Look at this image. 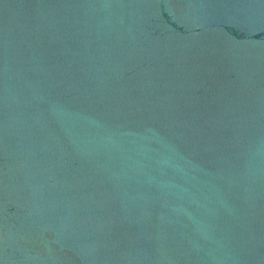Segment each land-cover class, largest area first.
Listing matches in <instances>:
<instances>
[{
	"label": "water",
	"instance_id": "water-1",
	"mask_svg": "<svg viewBox=\"0 0 264 264\" xmlns=\"http://www.w3.org/2000/svg\"><path fill=\"white\" fill-rule=\"evenodd\" d=\"M0 264H264V0H0Z\"/></svg>",
	"mask_w": 264,
	"mask_h": 264
}]
</instances>
